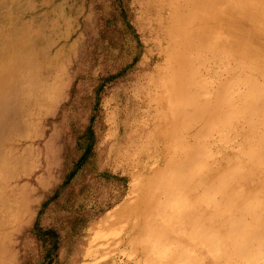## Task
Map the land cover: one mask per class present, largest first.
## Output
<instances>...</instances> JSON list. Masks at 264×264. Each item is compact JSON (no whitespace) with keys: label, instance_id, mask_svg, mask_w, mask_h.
<instances>
[{"label":"rangeland","instance_id":"374dc122","mask_svg":"<svg viewBox=\"0 0 264 264\" xmlns=\"http://www.w3.org/2000/svg\"><path fill=\"white\" fill-rule=\"evenodd\" d=\"M250 5L0 0L7 23L25 18L0 28V68L31 64L53 98L0 177L19 207L4 264H264V14Z\"/></svg>","mask_w":264,"mask_h":264},{"label":"bare ground","instance_id":"6f19581e","mask_svg":"<svg viewBox=\"0 0 264 264\" xmlns=\"http://www.w3.org/2000/svg\"><path fill=\"white\" fill-rule=\"evenodd\" d=\"M250 2L251 5L249 8L251 9V12L262 16L264 12H262L263 10L260 11L259 6L255 5L256 0H250ZM204 4L201 3V5ZM235 24L233 26H235ZM225 27L228 28V31H230V29L232 30V28L229 27V24ZM240 28L241 26H239V28L237 27L238 30L236 28L233 30L238 32ZM227 35L229 37L228 33ZM253 35L255 36V34ZM241 53L248 54L247 51H242ZM31 67V64L26 63L24 69H18L17 67L12 66L0 68V177L8 171L11 172L12 167L19 165L20 162H22L21 155H18L19 151L16 148L20 145V136H23L22 132L24 129L29 128L27 124H29V119L34 113L32 111L35 109L41 110L42 106H47V104H51L53 102L51 94L48 95L38 89L40 88L39 82L37 83V87H34V85H36V78ZM38 112L41 113V111ZM8 139L13 140H11L9 149H6L5 144L8 143ZM11 191L12 193H15L14 190ZM18 208L19 207H17L14 203L12 204L10 198L6 201L0 199V253H5L6 250L5 244L1 241V238L6 226L9 223V215H15V213L18 212ZM4 258L5 255L0 254V264H4Z\"/></svg>","mask_w":264,"mask_h":264},{"label":"trees","instance_id":"16d2710c","mask_svg":"<svg viewBox=\"0 0 264 264\" xmlns=\"http://www.w3.org/2000/svg\"><path fill=\"white\" fill-rule=\"evenodd\" d=\"M6 15H7L6 13H4V14L2 13L0 15V28H1V30H4V31L9 30V29L13 30V29L17 28L19 26L18 20H24L25 19L24 17L22 18L23 15L16 14V16L12 18L11 22L7 23L8 19L6 18ZM11 24H13V25H11Z\"/></svg>","mask_w":264,"mask_h":264}]
</instances>
